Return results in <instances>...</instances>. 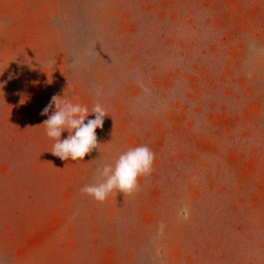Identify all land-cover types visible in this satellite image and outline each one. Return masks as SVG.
Here are the masks:
<instances>
[{"label":"rangeland","instance_id":"374dc122","mask_svg":"<svg viewBox=\"0 0 264 264\" xmlns=\"http://www.w3.org/2000/svg\"><path fill=\"white\" fill-rule=\"evenodd\" d=\"M54 95L109 113L83 160ZM139 145L132 193L81 192ZM0 264H264V0H0Z\"/></svg>","mask_w":264,"mask_h":264},{"label":"clouds","instance_id":"9594fccd","mask_svg":"<svg viewBox=\"0 0 264 264\" xmlns=\"http://www.w3.org/2000/svg\"><path fill=\"white\" fill-rule=\"evenodd\" d=\"M90 113L94 114L93 118H89ZM108 114L100 103H95L89 111L86 105L73 103L65 95H54L41 111V115H47L42 122L46 135L54 140L51 153L61 160H83L98 147L96 129L103 127ZM65 131L68 135L61 139ZM154 159L147 145L129 148L114 162L98 166L97 181L85 185L81 192L98 202L105 201L113 190L130 194L137 188L138 178L152 172Z\"/></svg>","mask_w":264,"mask_h":264}]
</instances>
